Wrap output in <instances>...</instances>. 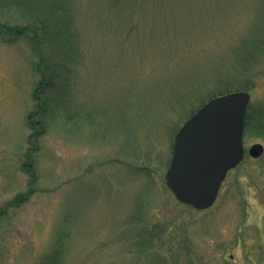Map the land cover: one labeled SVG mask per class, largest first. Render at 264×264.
<instances>
[{"label":"rangeland","instance_id":"obj_1","mask_svg":"<svg viewBox=\"0 0 264 264\" xmlns=\"http://www.w3.org/2000/svg\"><path fill=\"white\" fill-rule=\"evenodd\" d=\"M34 14L68 20L76 57L28 185L37 56L0 37V264L41 263L55 245L60 264H264V128L244 124V157L209 207L164 178L175 131L212 96L248 91L245 117L264 123V0H0V24Z\"/></svg>","mask_w":264,"mask_h":264},{"label":"water","instance_id":"obj_2","mask_svg":"<svg viewBox=\"0 0 264 264\" xmlns=\"http://www.w3.org/2000/svg\"><path fill=\"white\" fill-rule=\"evenodd\" d=\"M249 97L242 90L214 96L180 126L164 175L177 200L198 209L213 204L228 170L244 156L242 136ZM262 151L259 142L247 150L251 157Z\"/></svg>","mask_w":264,"mask_h":264},{"label":"trees","instance_id":"obj_3","mask_svg":"<svg viewBox=\"0 0 264 264\" xmlns=\"http://www.w3.org/2000/svg\"><path fill=\"white\" fill-rule=\"evenodd\" d=\"M34 15L33 18H28L26 25L0 24V37L4 42L11 44L17 42L20 40L19 38L22 37L30 40L32 45L31 48L37 56V60L34 61L33 67L41 78L38 86L33 90V99L37 101V107L32 112H29L26 118L29 131L26 137L27 148L25 160L21 161V168L30 177L27 181L28 185L34 180L32 168L33 152L36 151L39 146L38 137L44 130V119L50 115H54L57 109L62 108L64 110L65 108L66 111V101L62 99L58 100L56 96L64 94L68 89L71 66L76 57L75 40L69 31L68 20L66 19V21L65 18H61L54 26H51L44 15ZM59 25L61 28H56ZM58 31L60 32L56 33ZM48 33L50 36L61 35L59 38L61 47L55 48L51 45L52 41L48 40L51 37L47 38ZM44 43L47 45L46 47ZM35 89L36 91L38 90V95H36ZM252 113L255 115L254 112ZM36 115H38L37 117L39 118L35 119L34 116ZM256 118L257 119L253 121L252 116L245 117V127L252 128L257 126L259 129H263L264 123H262L257 116ZM254 122H256V126L252 124ZM27 197L28 194L26 193H17L6 206L19 205L24 202ZM150 232L152 231L146 229L145 232L141 231L139 235L149 239ZM61 258L62 248L60 245H55L51 252L45 256V259L38 264H60Z\"/></svg>","mask_w":264,"mask_h":264}]
</instances>
